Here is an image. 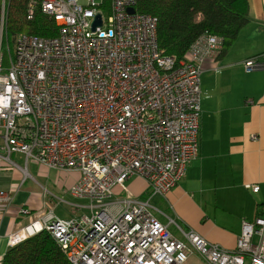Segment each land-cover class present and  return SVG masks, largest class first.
<instances>
[{"label": "built area", "instance_id": "obj_1", "mask_svg": "<svg viewBox=\"0 0 264 264\" xmlns=\"http://www.w3.org/2000/svg\"><path fill=\"white\" fill-rule=\"evenodd\" d=\"M109 2L106 13L103 0H43L57 36L20 34L7 67L0 56V138L50 169L79 173L70 194L91 210L41 224L19 209L30 223L10 233V248L44 231L71 264H264V213L242 221L228 251L177 225L183 240L173 237L152 212V198L175 187L198 155L202 65L219 58L223 39L202 35L177 61L159 48L157 19L137 13L136 0ZM243 66L264 67V53ZM133 178L145 181L144 199L127 188ZM0 202L10 199L0 193Z\"/></svg>", "mask_w": 264, "mask_h": 264}, {"label": "crops", "instance_id": "obj_2", "mask_svg": "<svg viewBox=\"0 0 264 264\" xmlns=\"http://www.w3.org/2000/svg\"><path fill=\"white\" fill-rule=\"evenodd\" d=\"M246 3L248 22L236 40L217 60L202 65L198 155L175 187L151 200L154 216L173 237L183 240L179 226L228 251L236 248L242 221L251 223L264 213V67L247 72L243 66L264 53V0ZM1 41L2 36L0 56L7 67L13 52L4 57ZM78 179L77 172L50 169L8 150L0 138V193L10 199L0 202V264L10 233L30 223L19 209L41 224L48 215L59 220L90 215L89 202L70 194ZM133 180L135 193L147 188L144 180ZM79 210L87 214L77 218Z\"/></svg>", "mask_w": 264, "mask_h": 264}, {"label": "trees", "instance_id": "obj_3", "mask_svg": "<svg viewBox=\"0 0 264 264\" xmlns=\"http://www.w3.org/2000/svg\"><path fill=\"white\" fill-rule=\"evenodd\" d=\"M42 2L0 0V23L3 21L1 46L4 36L14 40L20 34L40 38L57 36L59 28L42 12ZM109 6V0H103L102 8L106 13ZM136 11L157 19L158 46L164 54L174 56L177 61L185 58L191 45L202 35L223 39L221 56L248 22L246 0H136ZM2 264L71 263L43 231L9 248Z\"/></svg>", "mask_w": 264, "mask_h": 264}, {"label": "rangeland", "instance_id": "obj_4", "mask_svg": "<svg viewBox=\"0 0 264 264\" xmlns=\"http://www.w3.org/2000/svg\"><path fill=\"white\" fill-rule=\"evenodd\" d=\"M100 0H95V3L98 4ZM13 47H14V39L13 37H9L8 39H6V37L4 36L3 38V44L1 46V53L3 56H6L8 55V51H10L11 53L13 52ZM3 65L5 66L6 65V61L4 59L3 61ZM201 117V116H200ZM134 180L131 179L129 181L126 182V186L127 188L134 192L133 189L130 187L131 183L133 182ZM148 192V188H145V189H140L137 193L134 192L133 196L134 198L136 199H143V196L144 194H146ZM66 210H70L68 208H65ZM74 214L76 215L77 218H80L82 217L83 215L87 214V211L85 210H79V211H76L74 212ZM74 215V216H75ZM185 231H188V230H185ZM187 264H200L198 260L196 259H190Z\"/></svg>", "mask_w": 264, "mask_h": 264}, {"label": "water", "instance_id": "obj_5", "mask_svg": "<svg viewBox=\"0 0 264 264\" xmlns=\"http://www.w3.org/2000/svg\"><path fill=\"white\" fill-rule=\"evenodd\" d=\"M129 13H133L134 10L133 9H129L128 10ZM100 17L97 16L96 19L94 20L93 24H92V30H94L96 27H99L100 26Z\"/></svg>", "mask_w": 264, "mask_h": 264}]
</instances>
